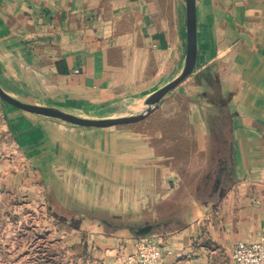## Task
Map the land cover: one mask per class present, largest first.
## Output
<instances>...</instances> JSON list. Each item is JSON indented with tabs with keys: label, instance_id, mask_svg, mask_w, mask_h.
I'll use <instances>...</instances> for the list:
<instances>
[{
	"label": "crops",
	"instance_id": "obj_1",
	"mask_svg": "<svg viewBox=\"0 0 264 264\" xmlns=\"http://www.w3.org/2000/svg\"><path fill=\"white\" fill-rule=\"evenodd\" d=\"M196 20L195 72L209 69L206 78L189 76L182 83L186 90L169 93L141 120L99 136L84 129L73 138L121 165L108 177L123 179L126 155L155 161L147 148L162 135L151 130H181L173 119H210L208 130L218 133L211 146L203 128H195L198 156L213 147L210 161L217 173L200 205L206 212L182 228L159 224L148 235H167L168 248H175L181 231V253L163 252L161 264H234V243L264 235V0H196ZM186 54V0H0V84L28 102L101 117L137 114L147 109L153 92L181 74ZM169 99H180L178 107L171 105L165 125L150 127ZM57 130L56 122L0 97L4 147L13 141L23 148L64 147ZM140 171L143 179L154 177L149 165ZM113 203L126 207L118 199ZM203 239L218 249H194L192 243Z\"/></svg>",
	"mask_w": 264,
	"mask_h": 264
},
{
	"label": "rangeland",
	"instance_id": "obj_2",
	"mask_svg": "<svg viewBox=\"0 0 264 264\" xmlns=\"http://www.w3.org/2000/svg\"><path fill=\"white\" fill-rule=\"evenodd\" d=\"M193 74L194 80L208 76L201 71ZM182 83L172 92L186 90L188 85ZM179 100L169 99L165 109L154 115L150 127L165 125L171 105L177 108ZM83 115L101 117L96 113ZM46 119L57 123L55 135L62 138L64 147L56 143L42 149L23 148L13 141V147L8 148L0 142V264H150L142 256L143 238L156 242L164 253H181V231L176 234L177 246L168 248L167 235L150 237L151 232L144 234L137 229L152 224L157 231L159 224L166 223L169 230L182 228L206 212L200 205L209 198L217 173L210 161L213 147L198 156L195 128H203L210 145L218 135L208 130L210 119H203V124L202 120L200 124L187 123L185 117L184 121L173 119V126L181 130H151L153 136L162 135L147 148L156 154L155 161H133L135 158L126 155L123 179L114 176L121 165L110 164L106 155L101 157L90 145L73 138L84 129L99 136L117 125L94 127ZM148 165L154 169V177L143 179L140 170ZM111 170L114 175L109 178ZM118 189L121 194L115 195ZM116 199L126 205L124 210L116 208ZM177 219L182 221L181 227L175 225ZM205 243V239L196 240L192 246L196 250L201 246L218 249ZM163 252L157 264H161Z\"/></svg>",
	"mask_w": 264,
	"mask_h": 264
},
{
	"label": "water",
	"instance_id": "obj_3",
	"mask_svg": "<svg viewBox=\"0 0 264 264\" xmlns=\"http://www.w3.org/2000/svg\"><path fill=\"white\" fill-rule=\"evenodd\" d=\"M187 5V54L184 68L179 76L168 82L146 100L147 109L143 112L127 116L110 117H90L72 112L61 107L35 104L20 99L8 93L0 84V97L7 103L30 113L45 117L63 119L86 126L110 127L141 120L159 107L161 100L179 86L188 76L194 73L197 63V20H196V0H186ZM209 69H204L201 74L208 73ZM153 225L138 227L137 232L148 234L152 231Z\"/></svg>",
	"mask_w": 264,
	"mask_h": 264
},
{
	"label": "built area",
	"instance_id": "obj_4",
	"mask_svg": "<svg viewBox=\"0 0 264 264\" xmlns=\"http://www.w3.org/2000/svg\"><path fill=\"white\" fill-rule=\"evenodd\" d=\"M142 241L144 261L157 264L162 258V248L151 239L143 238ZM232 256L235 264H264V235L253 242H237Z\"/></svg>",
	"mask_w": 264,
	"mask_h": 264
},
{
	"label": "flooded vegetation",
	"instance_id": "obj_5",
	"mask_svg": "<svg viewBox=\"0 0 264 264\" xmlns=\"http://www.w3.org/2000/svg\"><path fill=\"white\" fill-rule=\"evenodd\" d=\"M109 224H110V223H109ZM110 225L114 226L113 224H110ZM154 227H155V226L153 225V228H152V230L154 229Z\"/></svg>",
	"mask_w": 264,
	"mask_h": 264
},
{
	"label": "trees",
	"instance_id": "obj_6",
	"mask_svg": "<svg viewBox=\"0 0 264 264\" xmlns=\"http://www.w3.org/2000/svg\"><path fill=\"white\" fill-rule=\"evenodd\" d=\"M63 215V214H62ZM62 218H64V219H67L66 217H63V216H61Z\"/></svg>",
	"mask_w": 264,
	"mask_h": 264
}]
</instances>
